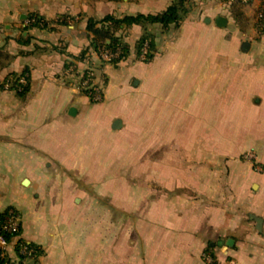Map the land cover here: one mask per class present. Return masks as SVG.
Segmentation results:
<instances>
[{
	"label": "crops",
	"instance_id": "obj_1",
	"mask_svg": "<svg viewBox=\"0 0 264 264\" xmlns=\"http://www.w3.org/2000/svg\"><path fill=\"white\" fill-rule=\"evenodd\" d=\"M172 2L0 0V213L19 212L20 237L42 250L35 263L211 264L207 251L218 264H264L256 4L190 0L178 23L120 30L131 52L97 71L103 99L78 87L100 64L92 48L79 58L90 18L156 14ZM34 16L47 24L30 25ZM146 32L148 60L136 52ZM23 72L24 93L5 87ZM240 112L247 125L236 132ZM248 136L259 147L241 145Z\"/></svg>",
	"mask_w": 264,
	"mask_h": 264
},
{
	"label": "trees",
	"instance_id": "obj_2",
	"mask_svg": "<svg viewBox=\"0 0 264 264\" xmlns=\"http://www.w3.org/2000/svg\"><path fill=\"white\" fill-rule=\"evenodd\" d=\"M190 0H173V2L167 7L166 10L156 14H134L125 15L123 17H116L114 15H107L100 20L90 18L87 23V30L90 36V45L86 48L80 55V59L90 51L92 48L97 53L100 52L101 48H107L110 50L120 49V56L112 61V64H118L120 61L126 59L131 52L130 45L124 40L123 36L118 34V31L123 30L133 24H154L160 23L163 26H167L171 23H178L188 11L187 3ZM47 21L43 18L34 16L31 18L30 25L45 26ZM147 43L149 46L148 53L146 54L145 60L150 59L155 52L154 36L152 33L146 32L136 43V52L138 55L141 54L144 44ZM2 57V52L0 48V58ZM85 72V71H84ZM82 72L81 74H84ZM26 75L24 72L21 74L13 73L7 77V80H11L13 85L10 86L11 89L17 90L18 87L22 86V90H17L19 93H24L27 90L28 82L26 84L19 83L21 77ZM28 80V76L26 75ZM6 80V81H7ZM10 208V207H9ZM8 208L0 213V220L4 218L7 214ZM21 229L19 233L9 234L3 231L0 224V235L4 236L8 241H10V246L13 245V255L9 254V249L3 254L0 248V264H21L25 255L20 252L23 244H27L33 249V260H37L39 255H41V248L32 243L27 242L25 239L20 237ZM35 264H38L36 262Z\"/></svg>",
	"mask_w": 264,
	"mask_h": 264
},
{
	"label": "built area",
	"instance_id": "obj_3",
	"mask_svg": "<svg viewBox=\"0 0 264 264\" xmlns=\"http://www.w3.org/2000/svg\"><path fill=\"white\" fill-rule=\"evenodd\" d=\"M227 2L230 5L233 4H240V5H253L256 4V11H255V28L259 34H264V0H222ZM149 46L147 43L144 44L142 51H141V58L145 59L146 54L148 53ZM120 49L117 50H110L107 48H101L100 52L97 53L100 64L98 66H91L87 68L84 74H79L80 82L78 84L79 89H81L85 94H87L92 101L99 102L103 99V90H104V83L105 77L101 76L98 80L97 71H100L104 68L106 64L112 63V61L120 56ZM76 66L71 65L68 68V72H75ZM19 83L26 84L27 79L26 75L20 78ZM13 85L11 80H7L5 82V87L10 88ZM22 86L18 87L17 90H22ZM0 224L2 226L3 231L9 234H16L20 232L21 229V217L19 212L13 208H8L7 214L4 216L2 220H0ZM10 241H8L4 236L0 235V248L3 251V254L6 250L10 247ZM20 252L25 255L21 264H35L33 261V249L30 248L27 244H23L20 249ZM204 258L207 261H211L210 254H204Z\"/></svg>",
	"mask_w": 264,
	"mask_h": 264
},
{
	"label": "rangeland",
	"instance_id": "obj_4",
	"mask_svg": "<svg viewBox=\"0 0 264 264\" xmlns=\"http://www.w3.org/2000/svg\"><path fill=\"white\" fill-rule=\"evenodd\" d=\"M248 114H246V113H242V112H240V113H236L235 114V116H236V119L238 120V123H237V125H236V132H239V130H240V126L241 127H243V126H246L247 125V123L245 122V121H247V118H248V116H247ZM251 126V125H250ZM255 126H253L249 131H255L256 132V129L254 128ZM247 131H248V128H247ZM257 141V140H256ZM254 142V140H253V138H251V137H247V138H245V139H243V143L241 144V145H249V143H251L252 142V144H254L255 146H257V147H259V144H258V142ZM256 147V148H257ZM249 158H251L252 160H253V157L251 156V157H249ZM259 164H257V163H255L254 162V166L253 167H257ZM256 167H255V169H256ZM261 168H259V170H260ZM209 250V249H208ZM205 253H207V254H210L209 252H205ZM211 255V254H210ZM206 260V259H205ZM207 261V260H206ZM209 263H211V264H218V261L216 260V257H213L212 255H211V261H208Z\"/></svg>",
	"mask_w": 264,
	"mask_h": 264
},
{
	"label": "water",
	"instance_id": "obj_5",
	"mask_svg": "<svg viewBox=\"0 0 264 264\" xmlns=\"http://www.w3.org/2000/svg\"><path fill=\"white\" fill-rule=\"evenodd\" d=\"M226 21H227V19L224 16H219L218 19H217V23H218L219 26L224 25L226 23ZM243 45L244 46H248L249 43L248 42H244ZM75 112H76V108L72 107L71 111H70V114H75ZM119 124H120V120H117L116 125L114 127H118ZM25 182H28V180H26ZM226 243L227 244H231L232 243V239L227 240Z\"/></svg>",
	"mask_w": 264,
	"mask_h": 264
}]
</instances>
